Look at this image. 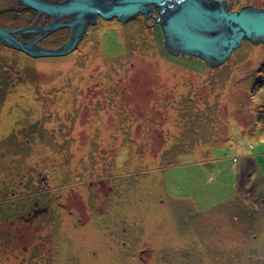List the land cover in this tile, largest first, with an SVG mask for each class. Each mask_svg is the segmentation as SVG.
<instances>
[{
	"label": "rangeland",
	"instance_id": "1",
	"mask_svg": "<svg viewBox=\"0 0 264 264\" xmlns=\"http://www.w3.org/2000/svg\"><path fill=\"white\" fill-rule=\"evenodd\" d=\"M0 264H264V43L211 68L137 14L0 44Z\"/></svg>",
	"mask_w": 264,
	"mask_h": 264
},
{
	"label": "water",
	"instance_id": "2",
	"mask_svg": "<svg viewBox=\"0 0 264 264\" xmlns=\"http://www.w3.org/2000/svg\"><path fill=\"white\" fill-rule=\"evenodd\" d=\"M19 4L47 12L56 19L71 16L73 22H53L37 30L29 28L6 30L0 28V44L24 52L32 57L62 56L70 53L81 37L85 25L93 23L96 16L126 21L142 14L161 26L164 47L172 55L199 58L211 68L223 64L242 40L253 44L264 43V10L244 6L228 12L227 2L215 0H68L62 6L47 5L36 0H16ZM158 9L159 17L152 14ZM64 26H75L72 40L63 47L49 51L36 46L35 41L20 42L17 35L41 32L42 36Z\"/></svg>",
	"mask_w": 264,
	"mask_h": 264
},
{
	"label": "flooded vegetation",
	"instance_id": "3",
	"mask_svg": "<svg viewBox=\"0 0 264 264\" xmlns=\"http://www.w3.org/2000/svg\"><path fill=\"white\" fill-rule=\"evenodd\" d=\"M46 2H50L51 4L62 5L66 2V0H43ZM0 18L8 20L9 23L1 24V27H8L11 29H18L21 27H29L32 26L34 28H41L46 26L47 24L54 21L53 16H49L46 13H38L36 10L18 4L12 0H0ZM137 18V17H136ZM71 17H62L58 19L59 22H70ZM100 18H97L96 24L99 23ZM35 22V24H33ZM90 26L87 27V29ZM72 32V29H60L55 33L48 35L37 42V45L44 49H52L57 48L63 45ZM86 33V32H85ZM40 35L35 33L25 34L20 37L21 41H29L39 37ZM65 36V37H64ZM86 35L84 34L81 41ZM85 39V38H84ZM79 42V43H80Z\"/></svg>",
	"mask_w": 264,
	"mask_h": 264
},
{
	"label": "bare ground",
	"instance_id": "4",
	"mask_svg": "<svg viewBox=\"0 0 264 264\" xmlns=\"http://www.w3.org/2000/svg\"><path fill=\"white\" fill-rule=\"evenodd\" d=\"M12 1H14V2H16V3H18L19 4V2H17L16 0H12ZM36 1H39V2H43V3H45V4H47V5H53V4H51L50 2H46V1H43V0H36ZM68 2V0H66V2L65 3H67ZM64 3V4H65ZM102 3H107V0H102ZM64 4H62V5H64ZM22 5V4H21ZM25 6V5H24ZM0 28H2V29H6V30H13V29H11V28H8V27H1L0 26ZM25 28H28V27H22V28H20V29H25ZM41 28H43V27H41ZM37 29H40V28H32V30H37ZM30 33H35V34H38V35H40L39 37H37V38H35V39H33V41H35L36 43V46L37 47H39L38 45H37V42L39 41V40H41L42 38H44L45 37V35L44 36H42V33L41 32H37V31H35V32H30ZM25 34V33H24ZM23 34V35H24ZM16 37H18V40L20 41V42H23V43H25L24 41H21L20 40V37H21V35H17ZM39 48H41V47H39ZM41 49H43V48H41ZM15 50V49H14ZM17 51H19V50H17Z\"/></svg>",
	"mask_w": 264,
	"mask_h": 264
}]
</instances>
